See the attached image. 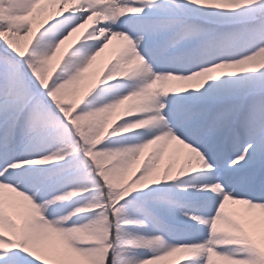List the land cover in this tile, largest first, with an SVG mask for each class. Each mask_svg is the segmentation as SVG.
<instances>
[{
  "label": "snow or ice",
  "instance_id": "obj_1",
  "mask_svg": "<svg viewBox=\"0 0 264 264\" xmlns=\"http://www.w3.org/2000/svg\"><path fill=\"white\" fill-rule=\"evenodd\" d=\"M0 42V264H264V0H0Z\"/></svg>",
  "mask_w": 264,
  "mask_h": 264
},
{
  "label": "bare ground",
  "instance_id": "obj_2",
  "mask_svg": "<svg viewBox=\"0 0 264 264\" xmlns=\"http://www.w3.org/2000/svg\"><path fill=\"white\" fill-rule=\"evenodd\" d=\"M51 31H53V29H49V32H51ZM42 38L47 39V33H42ZM120 44H121L120 41H114L113 46L110 47V49H108L104 54L114 55L115 52L118 50ZM111 90H113V89L112 88L111 89H104V90L100 91L97 95V100L99 102H105V101H107L106 99H108V101L115 99L118 95H116L115 93H112ZM67 91L69 93L68 97L71 96L72 91L71 90H67ZM71 99H73V97H71ZM80 106H82V105L78 104L77 110ZM135 110H136V107L132 106L130 111H127L125 114H132ZM113 119H115V116L113 117ZM138 133H139V135L144 136L142 131L137 130V132L134 134H124L122 137L112 138L107 143H109L113 146L119 147V146H121L120 141L126 139L127 137H134ZM135 137H137V136H135ZM139 142H140V138L134 140V145L138 144ZM173 145H174V142H173ZM173 145H170L169 148L165 150L164 155H163L162 160H161V167H165L169 163H172L174 165V171H175L176 169L179 168L180 164L183 163V161H177L174 158L172 150H171ZM153 147L155 148L156 146H153ZM152 150L153 149L146 150L145 154L141 157V160L143 161L147 157V155L151 153ZM201 182H202V177L198 173H190V174L186 175L185 177L179 178L177 181L169 182L167 184H162L159 186V188H157L155 190L158 191L160 194H165V193L171 192L173 194V198L182 199L185 203L191 205L192 207L190 210L195 212V205L198 202L197 196L199 195L196 191L195 186L200 185ZM62 191H66V189L60 188L59 186H55L52 189H50L49 194H51V193L54 194L55 192L59 193ZM137 195H142V194H134V197H131L130 199L137 198ZM85 200H86V198L81 199V200H73L71 202H66L64 204H61L58 207L62 206L63 209H61L59 212L61 214H68V213L72 212L76 207H78L79 204L84 203ZM142 202L143 201L140 200V203H142ZM242 206L243 205L233 204V203L229 202V204L226 205V207H225V212L228 214L230 211L236 210L237 208L240 209ZM238 211L236 210V212H233V213L240 215V213ZM255 211L258 213V210H255ZM129 214L132 216H139L140 218H143L142 213L140 211L136 210L135 208H133ZM87 219H88V217H85V216H79V217L74 218L75 221H79L80 223L87 222ZM129 230L133 231V232H140L141 234H144V235H150V234H153L156 231H158V229L155 226H153L148 231H145V230L139 229V228H131ZM205 238H207V230H205ZM186 260H187V257H184L182 254H177V256L170 257L167 261L162 262V264H186ZM38 264H39V262H38ZM221 264H222V262H221Z\"/></svg>",
  "mask_w": 264,
  "mask_h": 264
},
{
  "label": "rangeland",
  "instance_id": "obj_3",
  "mask_svg": "<svg viewBox=\"0 0 264 264\" xmlns=\"http://www.w3.org/2000/svg\"><path fill=\"white\" fill-rule=\"evenodd\" d=\"M71 6H74V5H71ZM71 6H70V7H71ZM45 15H47V14H45ZM41 18H42L41 16L37 15V17H36L37 22H39V20H40ZM1 43H2V42H1ZM112 56H114V55L103 54L100 58H98L96 64H95L94 67H93V69L90 70V71H96V70H98L99 68L103 67L104 64L107 62V60H108L109 58H111ZM53 64H55V61H53ZM56 71L58 72V69H56ZM55 74H56V72H53L51 78H54ZM77 87H79V86H72V88L69 89V90L72 91V93H71V96L68 97V100H72L71 97H73V99H77V100L79 99V94H75V95H73V93L75 92V90H76ZM112 89H113V90H111L112 93L120 94V95H122L123 93H125L126 91L129 90L125 85H118V86H116V87H113ZM118 96H119V95H118ZM118 96H117V97H118ZM117 97H116V98H117ZM116 98H115V99H116ZM115 99H112L111 101H113V100H115ZM68 100H66V102H68ZM106 100L108 101V99H106ZM137 104H138V102H133L132 104H130V105H129V108H128L127 111H130V110H129V109H130V106H135V107H136ZM135 136H137V137H135ZM135 136H134V137H127L126 139L120 141V144H121V145H134V140H136V139H138V138H141V137H144L143 135H139V133L136 134ZM144 138H147V137L145 136ZM72 186H73V185H72ZM236 210H237V211L239 210L238 212H239V213H242L243 211H245V206H242L240 209L237 208ZM236 210H232V211H230L228 214L231 215V216H233V217L239 218V215L233 213V212H236Z\"/></svg>",
  "mask_w": 264,
  "mask_h": 264
},
{
  "label": "trees",
  "instance_id": "obj_4",
  "mask_svg": "<svg viewBox=\"0 0 264 264\" xmlns=\"http://www.w3.org/2000/svg\"><path fill=\"white\" fill-rule=\"evenodd\" d=\"M0 45H2V43H0Z\"/></svg>",
  "mask_w": 264,
  "mask_h": 264
}]
</instances>
